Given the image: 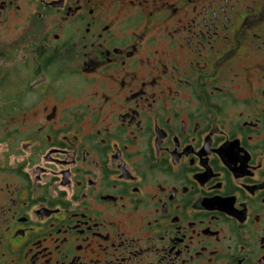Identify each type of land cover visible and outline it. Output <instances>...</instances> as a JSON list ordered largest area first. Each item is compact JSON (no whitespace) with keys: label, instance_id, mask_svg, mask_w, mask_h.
Segmentation results:
<instances>
[{"label":"flooded vegetation","instance_id":"af4514ba","mask_svg":"<svg viewBox=\"0 0 264 264\" xmlns=\"http://www.w3.org/2000/svg\"><path fill=\"white\" fill-rule=\"evenodd\" d=\"M0 264H264V0H0Z\"/></svg>","mask_w":264,"mask_h":264}]
</instances>
